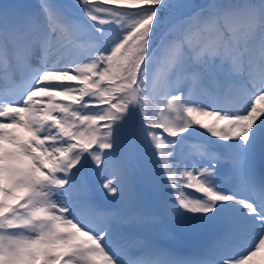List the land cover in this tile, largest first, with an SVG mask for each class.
I'll use <instances>...</instances> for the list:
<instances>
[{
    "label": "snow or ice",
    "instance_id": "1",
    "mask_svg": "<svg viewBox=\"0 0 264 264\" xmlns=\"http://www.w3.org/2000/svg\"><path fill=\"white\" fill-rule=\"evenodd\" d=\"M0 74V264H264V0L5 5Z\"/></svg>",
    "mask_w": 264,
    "mask_h": 264
},
{
    "label": "rangeland",
    "instance_id": "2",
    "mask_svg": "<svg viewBox=\"0 0 264 264\" xmlns=\"http://www.w3.org/2000/svg\"><path fill=\"white\" fill-rule=\"evenodd\" d=\"M29 1L30 0H19V2H18V4H29ZM38 1V0H37ZM57 2H59V3H64L65 4V2H63L62 0H57ZM68 4V3H67ZM18 82V85L19 84H22V79H21V77L19 76V74H17V77H16V83ZM1 86H3V87H5V83H4V80H3V78H2V75L0 74V87ZM6 89V88H5ZM4 91H7V90H4ZM8 92V91H7ZM245 106V107H247V106H249V105H247V104H245L244 103V100L241 98V93L240 92H238V91H233L231 94H229V95H226L225 96V98H224V100H222V101H219V106H221V107H233V106ZM217 105H215V104H213V105H211L210 106V110L212 109V108H215ZM204 137H206V138H209L208 137V134L206 135V136H204ZM98 177H99V183H98V185H99V189L101 190V192L103 191L104 193H106V191L103 189V187H102V184H103V180H104V178H105V173L103 172L102 174L100 173L99 175H98ZM97 185V186H98ZM104 193H102V195L103 196H107V197H102V200H100V201H97L101 206H103V203H104V201H105V199H108V200H110L111 201V197L110 196H108V194L106 193V195L104 194ZM94 193H91V195H93ZM106 203H108L109 204V202H106ZM82 212H84L85 214L87 213V209H82L81 210ZM210 235V234H209ZM197 236H199V235H197ZM199 238H202V239H200L199 240V242H197L196 243V246H192V247H189L190 245H194V242L193 241H187L186 239H183V240H181L180 238H175V239H171L170 241L169 240H167V238L166 237H162V239H166V241H167V243L168 244H173V245H176V246H178L179 248H184V247H187L189 250V252L187 251V252H183L182 254H184V255H188V254H190V253H192V252H194L200 245H202L204 242H205V240L208 238L207 236H204V237H202V236H199ZM246 239H248V238H242V239H240L239 241H237L236 243H234V244H230L229 245V250L230 251H238L239 250V248L241 247V246H243V244L246 242ZM171 246V245H170ZM172 247V246H171ZM261 256H264V253H261Z\"/></svg>",
    "mask_w": 264,
    "mask_h": 264
},
{
    "label": "trees",
    "instance_id": "3",
    "mask_svg": "<svg viewBox=\"0 0 264 264\" xmlns=\"http://www.w3.org/2000/svg\"><path fill=\"white\" fill-rule=\"evenodd\" d=\"M194 2H200V0H194ZM31 5L34 6L33 2H31Z\"/></svg>",
    "mask_w": 264,
    "mask_h": 264
},
{
    "label": "bare ground",
    "instance_id": "4",
    "mask_svg": "<svg viewBox=\"0 0 264 264\" xmlns=\"http://www.w3.org/2000/svg\"><path fill=\"white\" fill-rule=\"evenodd\" d=\"M0 90H4V88L3 87H0Z\"/></svg>",
    "mask_w": 264,
    "mask_h": 264
}]
</instances>
